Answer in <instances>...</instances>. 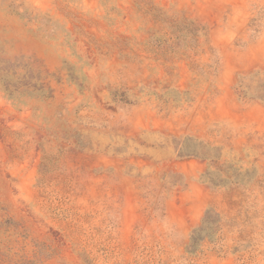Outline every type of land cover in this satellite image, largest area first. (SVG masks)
<instances>
[{"label":"rangeland","instance_id":"obj_1","mask_svg":"<svg viewBox=\"0 0 264 264\" xmlns=\"http://www.w3.org/2000/svg\"><path fill=\"white\" fill-rule=\"evenodd\" d=\"M151 3L205 28L213 88L163 60ZM259 12L264 0H0L1 69L29 64L47 88L0 85V264H264V103L235 93L264 68ZM168 85L192 101L160 96ZM184 143L213 156L180 157ZM207 170L251 181L213 186ZM210 205L218 229L188 253Z\"/></svg>","mask_w":264,"mask_h":264},{"label":"trees","instance_id":"obj_2","mask_svg":"<svg viewBox=\"0 0 264 264\" xmlns=\"http://www.w3.org/2000/svg\"><path fill=\"white\" fill-rule=\"evenodd\" d=\"M146 11L149 12V15L157 24L156 30L153 31L156 34L154 36L151 34L150 40H152L153 44L162 51L161 55L164 57L163 60L165 62H170L173 58H176L187 61L189 70L193 74V82H191L189 86L203 84L208 81L206 84L208 89L213 88L211 82L217 74L218 60L212 58V56L208 62H202L196 58L203 54L206 49L204 48L203 42L200 41V36L205 35V28L192 18L185 16L180 11L171 12L164 10L161 7L155 6L153 3L150 4ZM263 16L264 13L259 12L250 21V30L253 36L260 31ZM1 68L2 67L0 66V85L9 95L14 93L16 86L18 88H29L33 86L29 83L36 78L32 74L29 75L32 73L31 69L28 71L29 64L22 68L24 71L19 74L12 72L14 69H9V67L7 69ZM169 72L171 71L168 70V73ZM35 81L33 88L39 83V86L37 87L38 91H46L47 88L44 84L38 82V79ZM172 92H174V94H172ZM235 93L240 99L264 103V68H256L248 73L240 74L235 84ZM160 96L171 97V99L176 102H180L182 99L187 102L192 101L190 89L180 91L178 88L170 87V85L162 90ZM122 97V99H128L125 94H122ZM211 149L210 146L202 143L194 145L184 143V155H181L180 157L194 156L209 159L213 156L209 152ZM231 166L232 165H230L229 168ZM202 175L213 186L228 187L233 182L248 184L251 181V178H235L236 180L234 181L224 178L215 180V178L211 176L210 170H207ZM180 177L182 179L180 183L174 182L172 184L173 186L176 184L184 186V177L182 175H180ZM219 222L220 213L210 205L204 212L201 224L192 230L188 243L186 244V251L188 253H194L198 250L201 242L205 238L212 239L214 233L218 229Z\"/></svg>","mask_w":264,"mask_h":264}]
</instances>
